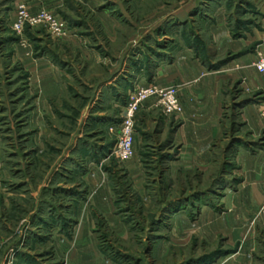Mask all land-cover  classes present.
I'll use <instances>...</instances> for the list:
<instances>
[{
  "label": "rangeland",
  "instance_id": "1",
  "mask_svg": "<svg viewBox=\"0 0 264 264\" xmlns=\"http://www.w3.org/2000/svg\"><path fill=\"white\" fill-rule=\"evenodd\" d=\"M41 1L31 10L21 0H0V264H220L234 250L222 233L231 197L245 173L262 176L264 83L250 85L244 76L223 81L219 134H211L196 161L187 134H175L180 117L144 102L134 118L133 155L121 163L109 132L121 117L107 128L104 146L98 134H39L45 127L35 123L22 60L7 68L14 51L41 56L49 43L62 58L66 38L91 32L78 20L104 17L117 21L124 40L118 52L127 48L137 66L191 43L204 69L233 74L242 70L240 56L258 50L253 34L264 29V0ZM21 4L62 20L66 36L43 29L14 34ZM222 32L231 41L216 46L209 37ZM123 36L132 37L127 47ZM262 239L253 264H264Z\"/></svg>",
  "mask_w": 264,
  "mask_h": 264
},
{
  "label": "crops",
  "instance_id": "2",
  "mask_svg": "<svg viewBox=\"0 0 264 264\" xmlns=\"http://www.w3.org/2000/svg\"><path fill=\"white\" fill-rule=\"evenodd\" d=\"M21 1L26 2L31 10L33 8L30 5L33 3L42 4L41 0ZM78 21L77 25L72 21L73 25L89 26L91 32L66 38L62 42V58L52 51L55 48L52 43L47 45L46 52L50 55L14 51L10 58L7 71L16 65L17 60H22L21 68L28 75V87L34 93L32 104L35 123H42L45 127L39 134L61 132L58 134H80L79 137L81 134H98L102 139L98 145L104 146L107 128L119 122L121 111L127 104V92L135 84L139 87L152 84L149 75L153 73L155 85L161 88L173 86L178 90L182 113L175 134H187L184 141L188 148L192 147L190 153L196 161V157L206 155L205 148L211 134H219L218 116L223 81L244 76L250 85L264 83V78L253 66L257 54H264L259 51H264V29L253 34V40L258 44L256 54L240 56L237 63L242 70L231 74L229 69H204L193 56L195 47L191 43L170 48L164 51L167 56L153 57L154 62L144 61L137 66L135 54H128L127 48L124 52L125 47H121V54L118 52V42L124 44V40L118 36L116 20L96 17L93 22ZM219 25L217 23L216 26ZM224 33L217 36L212 34L209 39L216 46L226 45L231 40ZM35 37L40 39L39 36ZM123 37L126 47L132 43V37ZM20 44L18 46L21 48ZM108 44L106 49L105 45ZM2 53L0 59L4 55ZM137 55L144 58L145 52L141 49ZM151 103L154 104L155 100H148V105ZM55 118L60 120L55 122ZM262 170V176L258 178L245 173L240 188L231 197L234 204L227 210L228 224L223 227L222 233L234 250L220 258V264H253L255 260L257 241L264 236V227L260 224L256 228L253 226L255 212L264 202V167Z\"/></svg>",
  "mask_w": 264,
  "mask_h": 264
},
{
  "label": "built area",
  "instance_id": "3",
  "mask_svg": "<svg viewBox=\"0 0 264 264\" xmlns=\"http://www.w3.org/2000/svg\"><path fill=\"white\" fill-rule=\"evenodd\" d=\"M35 29H43L49 36L56 39L63 38L67 34L66 24L51 13L40 10L33 14L29 13L24 4L19 5L11 24V31L21 35L27 30ZM253 66L264 78V54H257V61ZM148 100H155V108H158L165 116H180L182 113L176 88H161L154 84L135 88L128 95L120 123L116 127L109 128V132L115 137L113 155L121 163L128 161L133 155L134 118L141 105ZM262 117L264 119V112ZM254 221H261L264 224V202L255 213Z\"/></svg>",
  "mask_w": 264,
  "mask_h": 264
}]
</instances>
